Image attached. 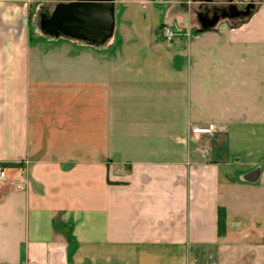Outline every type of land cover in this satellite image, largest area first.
<instances>
[{
	"label": "crops",
	"instance_id": "obj_1",
	"mask_svg": "<svg viewBox=\"0 0 264 264\" xmlns=\"http://www.w3.org/2000/svg\"><path fill=\"white\" fill-rule=\"evenodd\" d=\"M48 1L0 0V264H264V0H115L105 45L41 63Z\"/></svg>",
	"mask_w": 264,
	"mask_h": 264
},
{
	"label": "water",
	"instance_id": "obj_2",
	"mask_svg": "<svg viewBox=\"0 0 264 264\" xmlns=\"http://www.w3.org/2000/svg\"><path fill=\"white\" fill-rule=\"evenodd\" d=\"M254 9V4H249L237 11V16L249 17ZM218 20L217 16L206 20L203 28H213ZM115 24V0H67L56 4L49 15L42 13L39 27L49 38H65L100 47L112 39Z\"/></svg>",
	"mask_w": 264,
	"mask_h": 264
},
{
	"label": "rangeland",
	"instance_id": "obj_3",
	"mask_svg": "<svg viewBox=\"0 0 264 264\" xmlns=\"http://www.w3.org/2000/svg\"><path fill=\"white\" fill-rule=\"evenodd\" d=\"M64 2L63 0H49L46 3H35L29 9L30 23H31V48L37 57L38 62L43 63H57V62H75L81 59L80 53H82L81 47H93L89 46L84 42H77L74 40H69L65 38H49L45 36L39 27L41 14L44 13V10H49V14L53 11L56 4ZM30 5V4H29ZM245 20H243L244 23ZM242 25V24H241ZM169 31L170 33L168 34ZM161 38L167 42H174L181 46H185L190 40L194 38L195 31L190 29V31H176L171 27H163L160 30ZM52 41V42H51ZM74 45L76 48H74ZM101 47V46H100ZM63 48L66 50L64 51ZM75 49V50H74ZM77 49H80L81 52L77 53ZM61 51V52H59ZM64 52H68L65 54ZM78 54V55H77ZM203 129V128H195ZM194 129V130H195ZM193 130V131H194Z\"/></svg>",
	"mask_w": 264,
	"mask_h": 264
},
{
	"label": "built area",
	"instance_id": "obj_4",
	"mask_svg": "<svg viewBox=\"0 0 264 264\" xmlns=\"http://www.w3.org/2000/svg\"><path fill=\"white\" fill-rule=\"evenodd\" d=\"M168 34L170 33L169 31H167ZM213 126L210 125L208 128H203V129H195L193 132L195 134H206V133H210L211 130H213ZM0 185H9L11 187H15L16 183L15 182H10L8 181V176L7 173L4 169L0 168Z\"/></svg>",
	"mask_w": 264,
	"mask_h": 264
},
{
	"label": "trees",
	"instance_id": "obj_5",
	"mask_svg": "<svg viewBox=\"0 0 264 264\" xmlns=\"http://www.w3.org/2000/svg\"><path fill=\"white\" fill-rule=\"evenodd\" d=\"M226 227V211L224 208H219L218 210V233L219 236H223L225 234Z\"/></svg>",
	"mask_w": 264,
	"mask_h": 264
},
{
	"label": "flooded vegetation",
	"instance_id": "obj_6",
	"mask_svg": "<svg viewBox=\"0 0 264 264\" xmlns=\"http://www.w3.org/2000/svg\"><path fill=\"white\" fill-rule=\"evenodd\" d=\"M44 14H47V15H49V10H44Z\"/></svg>",
	"mask_w": 264,
	"mask_h": 264
}]
</instances>
